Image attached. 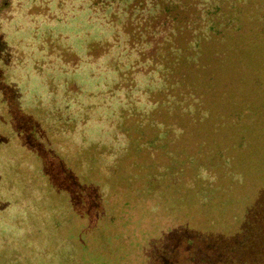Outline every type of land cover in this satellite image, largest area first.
<instances>
[{
  "label": "rangeland",
  "instance_id": "obj_1",
  "mask_svg": "<svg viewBox=\"0 0 264 264\" xmlns=\"http://www.w3.org/2000/svg\"><path fill=\"white\" fill-rule=\"evenodd\" d=\"M181 249L264 264V0H0V264Z\"/></svg>",
  "mask_w": 264,
  "mask_h": 264
},
{
  "label": "trees",
  "instance_id": "obj_2",
  "mask_svg": "<svg viewBox=\"0 0 264 264\" xmlns=\"http://www.w3.org/2000/svg\"><path fill=\"white\" fill-rule=\"evenodd\" d=\"M193 250H183L181 249L179 256H178V262L177 264H179V262H181L180 264H187V261H191L193 259ZM188 257V258H186Z\"/></svg>",
  "mask_w": 264,
  "mask_h": 264
}]
</instances>
